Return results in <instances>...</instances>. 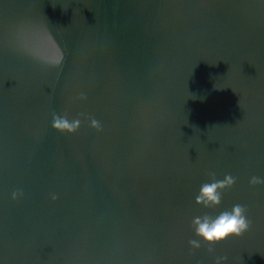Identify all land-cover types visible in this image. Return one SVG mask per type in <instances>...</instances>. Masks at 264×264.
Instances as JSON below:
<instances>
[{
	"label": "water",
	"instance_id": "water-1",
	"mask_svg": "<svg viewBox=\"0 0 264 264\" xmlns=\"http://www.w3.org/2000/svg\"><path fill=\"white\" fill-rule=\"evenodd\" d=\"M210 172L236 179L216 209ZM253 176L264 0H0V264H264ZM235 204L250 229L191 249L192 219Z\"/></svg>",
	"mask_w": 264,
	"mask_h": 264
},
{
	"label": "clouds",
	"instance_id": "clouds-1",
	"mask_svg": "<svg viewBox=\"0 0 264 264\" xmlns=\"http://www.w3.org/2000/svg\"><path fill=\"white\" fill-rule=\"evenodd\" d=\"M81 99H86V97L82 96ZM80 125L79 118L70 121L66 115H52V128L58 133L75 134ZM90 127L97 131L101 130L99 121L94 118L90 119ZM208 175L210 180L200 186L195 204L204 209H216L220 207L224 193L235 186L236 179L230 174L226 175L223 180H218L214 172ZM262 184H264V179L255 176L249 181L250 187ZM22 195V191L13 192L12 200L15 201ZM52 199L55 200L56 196L53 195ZM191 227L195 238L189 241L190 248L199 250L203 244L207 246L211 254L217 246L230 239L243 236L250 229L251 222L247 218L246 209L240 204H235L230 210L221 211L215 216L204 214L194 217ZM227 260L226 256H218L215 258V264H226Z\"/></svg>",
	"mask_w": 264,
	"mask_h": 264
}]
</instances>
